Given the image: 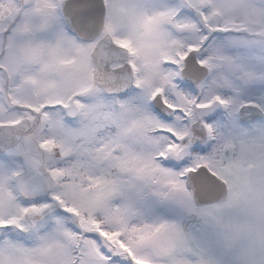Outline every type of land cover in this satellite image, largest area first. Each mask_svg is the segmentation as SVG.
<instances>
[{
	"label": "snow or ice",
	"instance_id": "snow-or-ice-1",
	"mask_svg": "<svg viewBox=\"0 0 264 264\" xmlns=\"http://www.w3.org/2000/svg\"><path fill=\"white\" fill-rule=\"evenodd\" d=\"M0 264H264V0H0Z\"/></svg>",
	"mask_w": 264,
	"mask_h": 264
}]
</instances>
